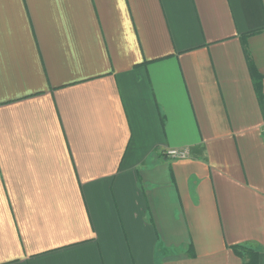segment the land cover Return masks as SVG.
I'll list each match as a JSON object with an SVG mask.
<instances>
[{
  "label": "crops",
  "instance_id": "obj_1",
  "mask_svg": "<svg viewBox=\"0 0 264 264\" xmlns=\"http://www.w3.org/2000/svg\"><path fill=\"white\" fill-rule=\"evenodd\" d=\"M234 246L264 264V0H0V264Z\"/></svg>",
  "mask_w": 264,
  "mask_h": 264
},
{
  "label": "trees",
  "instance_id": "obj_2",
  "mask_svg": "<svg viewBox=\"0 0 264 264\" xmlns=\"http://www.w3.org/2000/svg\"><path fill=\"white\" fill-rule=\"evenodd\" d=\"M246 58L248 65L250 66V72L252 75V80L254 87L256 88V91L258 93V96L260 98V102H262V94L260 90V82L262 79V76L259 75L253 68L252 61L250 55L246 52ZM238 255L242 256L243 258V264H257V252L253 250L252 248H249L247 246H234L232 248Z\"/></svg>",
  "mask_w": 264,
  "mask_h": 264
},
{
  "label": "built area",
  "instance_id": "obj_3",
  "mask_svg": "<svg viewBox=\"0 0 264 264\" xmlns=\"http://www.w3.org/2000/svg\"><path fill=\"white\" fill-rule=\"evenodd\" d=\"M188 152L185 148H168L165 150V155L173 159H185L188 156Z\"/></svg>",
  "mask_w": 264,
  "mask_h": 264
}]
</instances>
